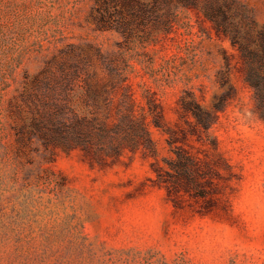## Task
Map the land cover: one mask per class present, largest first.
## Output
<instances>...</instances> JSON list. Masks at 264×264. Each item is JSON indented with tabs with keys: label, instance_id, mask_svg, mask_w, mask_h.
Segmentation results:
<instances>
[{
	"label": "rangeland",
	"instance_id": "obj_1",
	"mask_svg": "<svg viewBox=\"0 0 264 264\" xmlns=\"http://www.w3.org/2000/svg\"><path fill=\"white\" fill-rule=\"evenodd\" d=\"M208 2L228 23L264 26V0ZM97 4L106 20L128 26L125 35L97 30ZM205 5L0 0V264H264V118L241 52ZM64 62L82 69L75 114L113 126L131 94L155 151L19 142L39 105L37 84ZM227 69L234 93L217 112ZM85 80L111 103L86 107ZM189 97L216 116L209 129L183 109Z\"/></svg>",
	"mask_w": 264,
	"mask_h": 264
},
{
	"label": "trees",
	"instance_id": "obj_2",
	"mask_svg": "<svg viewBox=\"0 0 264 264\" xmlns=\"http://www.w3.org/2000/svg\"><path fill=\"white\" fill-rule=\"evenodd\" d=\"M202 0H165L169 5L177 7H197ZM204 15L214 23L218 34L229 37L232 44L239 49L245 65V78L255 91L257 108L264 118V26L259 27L254 21H248L247 29L242 26L228 23L227 19L219 11L206 1ZM102 5L97 4L94 8L96 14V27L100 32L117 30L125 35L128 30L127 25H121L110 16L106 20ZM98 16V17H97ZM168 28L171 27V22ZM126 26V27H125ZM81 65L78 62H64L58 71L48 80H42L37 84L34 93L38 106L28 122L24 123V128L19 132V142H31L38 139L46 148L53 147L65 152L82 150L90 152L95 148L107 147L108 152L113 155H120L128 148L132 152L139 149L155 151L154 142L150 137L144 119H137L134 115L132 95H125L127 101L121 102L118 109V122L113 126L108 123L109 118L99 117L97 114L77 115L71 108L72 93L76 82L81 78ZM115 74L112 71V74ZM117 80L120 84L127 81L122 73L117 72ZM85 80V84H86ZM220 82L226 88L222 97V102L216 104L214 109L218 112L225 107L234 93V87L229 81V70L223 72ZM87 97L84 100L86 107H90L92 102H97L98 98H103L106 104L112 101L111 94L94 91L90 93L86 84ZM129 87H127V90ZM113 93L116 86H112ZM183 109L191 113L198 124L205 129H209L215 122L214 113L207 112L196 101L189 97V101H183ZM153 107H151L152 109ZM158 111L154 123L161 126L162 111L157 106ZM178 163L181 166L189 163V159L180 151H177ZM184 163V165H183Z\"/></svg>",
	"mask_w": 264,
	"mask_h": 264
}]
</instances>
